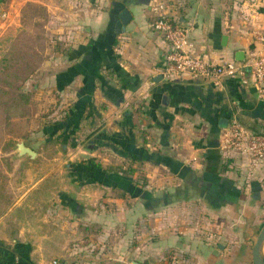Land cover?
Instances as JSON below:
<instances>
[{
	"label": "crops",
	"instance_id": "obj_1",
	"mask_svg": "<svg viewBox=\"0 0 264 264\" xmlns=\"http://www.w3.org/2000/svg\"><path fill=\"white\" fill-rule=\"evenodd\" d=\"M154 1L0 0V26L39 7L65 45L55 51L45 81L64 101L60 114L73 112L76 126L64 119V127L43 136L66 146L68 159L80 154L104 167L130 165L131 176L139 169L145 182L135 195L71 174L53 176L42 200L35 189L46 174L18 178L19 158L10 168L16 177L8 178L0 162V247L29 243L31 264L52 258L57 264H252L251 245L264 224V161L224 150L218 122L234 118L264 132V98L256 96L250 71L218 83L162 75L167 43L149 26ZM156 1L188 27L193 52L207 60H232L237 50L246 58L252 32H264V0ZM123 8L125 23L118 17ZM3 134L0 155L10 153L13 139L12 149L22 140L34 150L28 160L40 155L23 137ZM64 168L69 172V163ZM153 197L160 201L151 206Z\"/></svg>",
	"mask_w": 264,
	"mask_h": 264
},
{
	"label": "rangeland",
	"instance_id": "obj_2",
	"mask_svg": "<svg viewBox=\"0 0 264 264\" xmlns=\"http://www.w3.org/2000/svg\"><path fill=\"white\" fill-rule=\"evenodd\" d=\"M16 17L18 23L4 22L0 26V142L5 132L19 135L40 155L32 161L22 154L12 155L11 152L16 151L12 149L13 139L7 146L10 153L0 155V162L8 167V178L16 177V172L11 174L10 168L11 163L19 162V158H24L21 166L24 171L22 175L18 171V178L22 176L29 182L36 175L46 174L35 189V192L42 194L40 199L44 200L50 196L45 192L52 184L53 176L60 180L70 178L64 163L77 158L80 160L83 155L77 154L68 159L69 155L64 154L67 147L61 149L57 141L46 139L42 133L51 132L53 122L63 115V112L60 113L64 101L54 88L47 85L45 79L53 65L55 51H63L65 45L51 33V28L46 25L47 13L41 8L32 7ZM136 177L144 179L141 170L138 169ZM9 190L8 187L10 194ZM48 208L49 204L45 211Z\"/></svg>",
	"mask_w": 264,
	"mask_h": 264
},
{
	"label": "built area",
	"instance_id": "obj_3",
	"mask_svg": "<svg viewBox=\"0 0 264 264\" xmlns=\"http://www.w3.org/2000/svg\"><path fill=\"white\" fill-rule=\"evenodd\" d=\"M154 16L149 26L159 31L167 43L160 72L165 77L188 73L192 76L218 83L225 76H244L246 71L252 75V86L258 98H264V32L254 30L252 43L254 48L246 58L214 62L193 52V45L187 37L188 27L180 24L169 15L165 3L154 1L150 4ZM221 147L247 156L250 161H264V133L254 132L232 118L221 133ZM49 264H57L52 258Z\"/></svg>",
	"mask_w": 264,
	"mask_h": 264
},
{
	"label": "trees",
	"instance_id": "obj_4",
	"mask_svg": "<svg viewBox=\"0 0 264 264\" xmlns=\"http://www.w3.org/2000/svg\"><path fill=\"white\" fill-rule=\"evenodd\" d=\"M73 114L71 111L65 112L61 118L53 122L54 128H62L63 120L69 119ZM70 120V124L73 128L76 126L75 123ZM52 129V130H53ZM254 132H260L255 129H250ZM52 132V131H51ZM70 131H66L61 135V138L68 135ZM50 133V132H48ZM264 133V132H260ZM154 154L149 155V158H152ZM141 154H139V157ZM128 157V156H126ZM134 168L130 165H127L125 168H122L121 165H112L104 167L95 160L94 157H87L80 160H74L69 163V172L75 179H86V180H96L104 185H109L111 187L119 188L121 193H129L139 195L143 192L144 180H139L138 177L134 178L131 176ZM144 194H147L144 192ZM179 194V192H175ZM160 200H157L156 197L151 198V206L159 203ZM218 202H211V204H217ZM30 249L29 243L18 242V245L15 246H2L0 247V264H31L29 261L28 251ZM16 256V257H15Z\"/></svg>",
	"mask_w": 264,
	"mask_h": 264
},
{
	"label": "water",
	"instance_id": "obj_5",
	"mask_svg": "<svg viewBox=\"0 0 264 264\" xmlns=\"http://www.w3.org/2000/svg\"><path fill=\"white\" fill-rule=\"evenodd\" d=\"M128 16H129V12L127 11L126 8H123L118 14V17L122 23H125L127 21ZM242 58H243V51L237 50L234 54V59L240 60ZM218 125L220 127H224L226 125L225 118H220ZM15 149H16V155L22 154L25 156L33 157L35 154L34 150L31 147L25 145L22 140H18L17 142H15ZM263 241H264V224L259 229L251 245L252 264H264V249L262 248Z\"/></svg>",
	"mask_w": 264,
	"mask_h": 264
},
{
	"label": "bare ground",
	"instance_id": "obj_6",
	"mask_svg": "<svg viewBox=\"0 0 264 264\" xmlns=\"http://www.w3.org/2000/svg\"><path fill=\"white\" fill-rule=\"evenodd\" d=\"M262 248L264 249V241H263V245H262Z\"/></svg>",
	"mask_w": 264,
	"mask_h": 264
}]
</instances>
